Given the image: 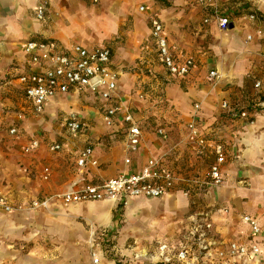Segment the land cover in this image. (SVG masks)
<instances>
[{"label": "crops", "instance_id": "crops-1", "mask_svg": "<svg viewBox=\"0 0 264 264\" xmlns=\"http://www.w3.org/2000/svg\"><path fill=\"white\" fill-rule=\"evenodd\" d=\"M92 1L50 0L43 19L37 20L39 0H0V194L11 204L14 193L24 199L29 194L24 190L30 188L43 198L54 197L76 178L101 183L122 172H139L151 158H162L163 168L181 181L164 197L132 198L126 205L56 200L49 207L58 214L54 219L58 229L53 228L52 235L56 257L45 264H93L89 249L93 238L101 244L98 264H210L212 258L163 263L153 256L160 242L173 247L185 243L200 214L212 224L206 242L255 243L259 255L249 264H264V0H238L245 8L239 10L234 3L231 12L241 14L222 31L210 10L225 11L231 0H210L213 7L197 0ZM140 6L145 10L139 11ZM247 11L256 19L250 20ZM153 19L162 24L170 51L178 59L193 61L187 75L171 76L158 62L150 37ZM247 36L251 40L246 41ZM29 40L48 41L64 51L74 45L110 50L121 106L111 127L102 120L105 103L84 90L57 94L41 112L33 110L19 80L32 69L23 50ZM210 70L221 75L214 87L207 81ZM257 81L260 86L255 88ZM225 101L245 110L247 119L222 111ZM125 112L140 129L135 151L124 148ZM71 113L81 122L76 134L64 126ZM193 118L210 138L223 143L227 157L221 167L222 186L185 197L183 181L196 173L193 170L205 168V175L214 159L209 152L196 154L188 136ZM159 127L165 130V139L156 133ZM31 140L39 147L25 152ZM52 143L61 146L59 152L48 150ZM86 147H91L96 165L79 171L75 160ZM116 208L124 209L125 218L118 231ZM37 214L46 216L42 210ZM243 215L257 221L260 233L255 238L248 237ZM12 218L11 212L0 213V264H43L42 259L31 258L39 256V250L32 247V253L28 244L11 240ZM190 245L196 249L195 242ZM235 263L240 261L219 264Z\"/></svg>", "mask_w": 264, "mask_h": 264}, {"label": "built area", "instance_id": "built-area-1", "mask_svg": "<svg viewBox=\"0 0 264 264\" xmlns=\"http://www.w3.org/2000/svg\"><path fill=\"white\" fill-rule=\"evenodd\" d=\"M50 0H39L34 10V17L42 20ZM204 6L211 3L210 0H197ZM144 6L139 7V11H144ZM210 18L216 24L218 30L222 31L233 24V16L224 15L226 10H219L213 7L210 10ZM250 20H255L254 13L249 14ZM209 19L205 18L204 23ZM260 34V30H257ZM150 37L153 41L158 62L166 72L175 77L187 75L193 67V61L189 58L178 59L170 51L166 37L163 32L162 24L153 19L151 20ZM251 40V36L246 37V41ZM24 52L29 56L32 65L31 71L20 76L19 80L23 85L25 97L31 102L35 112H41L46 103L57 94L67 93L70 89L84 90L96 96L105 103L102 113L103 123L107 127L114 124V120L121 110L117 102L116 93V73L111 68V52L107 47H95L85 49L79 45H74L69 51L57 50L51 42L29 40L23 46ZM221 75L215 70H210L207 74V81L215 86ZM260 83H254L258 88ZM195 109L199 104L194 105ZM222 111L231 116H238L247 119L245 110H238L235 105L229 102H222L220 105ZM123 122L126 124L124 136V148L127 151H135L139 144L140 129L132 118V115L125 112ZM250 122V120H249ZM251 123V122H250ZM64 126L69 134H76L81 129V122L75 114L71 113L66 116ZM188 136L193 143L196 154L210 153L213 156V162L209 166L202 183L207 188H215L223 185L221 167L224 164L227 151L219 139L210 138V134L202 131L193 118L188 126ZM10 133L15 130L11 129ZM156 133L162 138H166V132L163 128L156 129ZM39 147L37 140H31L24 148L25 152H30ZM61 146L57 143L49 144L50 152H59ZM126 162H128L126 160ZM76 167L79 171L86 166H95L96 161L92 158L91 147L81 150L75 160ZM46 175L43 178H46ZM181 179L173 172L166 170L162 166V158L148 159L139 172L128 173L122 172L101 183L85 182L80 178L72 180L62 193L57 195L58 199L66 204L78 203L81 201H110L126 205L132 198L152 199L161 198L168 194L170 190L179 184ZM183 196L189 197L187 190L183 191ZM0 210L11 212L13 206L9 200L0 194ZM200 217L192 225L185 243L178 246H172L166 242H160L156 246L154 257L162 260L163 263L185 262L188 258L195 259L212 258L210 264L228 263L229 261L241 260L244 262H254L259 255V248L255 243H245L230 241L220 244H209V231L211 222L205 216ZM242 221L248 226V237L255 238L260 233V227L257 221L243 215ZM191 242V243H190ZM196 244L193 250L192 245ZM190 243V244H189ZM98 241L93 238L90 242V255L93 264L99 263L100 250ZM261 264V263H259Z\"/></svg>", "mask_w": 264, "mask_h": 264}, {"label": "rangeland", "instance_id": "rangeland-1", "mask_svg": "<svg viewBox=\"0 0 264 264\" xmlns=\"http://www.w3.org/2000/svg\"><path fill=\"white\" fill-rule=\"evenodd\" d=\"M156 1H159L160 3L162 2L166 3L163 0H156ZM233 1L238 6L239 10L245 8V5H243L241 1L238 0H233ZM92 2L96 4L97 0H93ZM234 3L232 4V6H235ZM126 27L128 26L125 25L124 28ZM132 70H134V68H132L130 71ZM156 74L159 76V78L160 76H162L159 73H155V75ZM212 87L214 86L212 85ZM143 91H146L145 88L143 89ZM193 171L196 173H190L189 180L183 181V183L185 184V189L189 192V197H193V194L195 192L201 193L207 188V186L202 183L205 177L203 173V171L204 172L206 171L205 168L204 170H202V172L201 170L199 172L198 170L197 171L193 170ZM37 191L38 190L33 191L32 188H30L29 190H24V192L29 194L24 193L26 194L24 196V199L21 198V196H19L21 198L20 200H18L19 197H16V194L14 193L15 201L11 204L13 206V210L11 211V214L13 215L11 222L13 225V229L11 231L12 233L11 240L17 243H24L26 245L28 244V247H30L28 251L32 253L33 250L31 248L35 247L36 250H39L40 254L39 256H35V257L34 255H31V258L38 257L39 259H42V263L45 264L48 262H53L51 258L56 257L54 254V250L52 248L54 246L52 235L55 236L53 228L58 229L56 226L58 223H55L54 221L55 218H58V214L56 212H50L49 207L52 203H55V201L58 200V197L57 195H55L54 197L50 196L47 198H43V196L39 195ZM18 195H20V192H18ZM39 210L44 211L46 216L38 215L37 213ZM123 211H124L123 208H116L115 211L113 212L117 231L120 230L121 226L124 225L123 223L125 218L123 215ZM0 213H4V212L0 210ZM44 226L46 227L50 226V227L44 228ZM39 230H41L42 233ZM38 246H41L40 249L38 248ZM79 255H81V253H79ZM239 261L240 263L238 264H249L241 260Z\"/></svg>", "mask_w": 264, "mask_h": 264}, {"label": "trees", "instance_id": "trees-1", "mask_svg": "<svg viewBox=\"0 0 264 264\" xmlns=\"http://www.w3.org/2000/svg\"><path fill=\"white\" fill-rule=\"evenodd\" d=\"M233 3H234V1L231 0V1H229V4H228L226 7L224 6V8H226V12H225L224 15L238 16V15L241 14V12H236V13L231 12V7H232V4H233ZM225 5H226V4H225ZM246 13L249 15V14H252L253 12H251V11H247Z\"/></svg>", "mask_w": 264, "mask_h": 264}, {"label": "bare ground", "instance_id": "bare-ground-1", "mask_svg": "<svg viewBox=\"0 0 264 264\" xmlns=\"http://www.w3.org/2000/svg\"><path fill=\"white\" fill-rule=\"evenodd\" d=\"M134 204V203H133ZM134 210V209H133ZM133 212V211H132ZM134 216V215H133ZM130 217V216H129Z\"/></svg>", "mask_w": 264, "mask_h": 264}]
</instances>
